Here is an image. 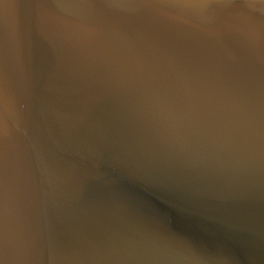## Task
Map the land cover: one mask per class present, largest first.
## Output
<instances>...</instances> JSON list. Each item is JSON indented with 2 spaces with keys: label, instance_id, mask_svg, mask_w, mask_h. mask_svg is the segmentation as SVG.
I'll use <instances>...</instances> for the list:
<instances>
[{
  "label": "water",
  "instance_id": "1",
  "mask_svg": "<svg viewBox=\"0 0 264 264\" xmlns=\"http://www.w3.org/2000/svg\"><path fill=\"white\" fill-rule=\"evenodd\" d=\"M0 264H264V0H0Z\"/></svg>",
  "mask_w": 264,
  "mask_h": 264
}]
</instances>
